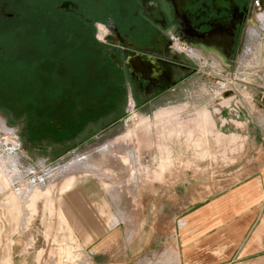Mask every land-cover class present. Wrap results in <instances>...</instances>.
Segmentation results:
<instances>
[{
	"label": "rangeland",
	"instance_id": "1",
	"mask_svg": "<svg viewBox=\"0 0 264 264\" xmlns=\"http://www.w3.org/2000/svg\"><path fill=\"white\" fill-rule=\"evenodd\" d=\"M50 7L49 0L22 2L17 32L6 23L0 41L6 49L0 52V264L22 260L33 237L42 254L55 249L63 259H82L84 247L60 206L75 189L100 193L122 226L139 231L144 242L152 234L159 241L173 235L176 242L182 224L218 216L201 214V207L249 201L243 190L264 170V137L255 139L249 128L264 123V21L251 24L231 63L192 54L198 72L157 105L132 103L129 91L118 113L107 114L115 105L110 101L95 113L100 120L83 127L67 117L62 125L41 117L37 128L53 131H35L58 141H33L24 120L35 108L38 77L17 71L38 62L47 70L56 61L53 44L67 36L63 29L77 26L72 16ZM73 59L59 61L69 65ZM90 99L97 104L95 96Z\"/></svg>",
	"mask_w": 264,
	"mask_h": 264
},
{
	"label": "flooded vegetation",
	"instance_id": "2",
	"mask_svg": "<svg viewBox=\"0 0 264 264\" xmlns=\"http://www.w3.org/2000/svg\"><path fill=\"white\" fill-rule=\"evenodd\" d=\"M49 1L50 10L53 8L72 16L77 22L73 29L69 26L63 29L71 37L67 38L74 53L71 56L79 57L76 54L79 52L77 41L72 39L78 37V26L84 25L94 33L100 44V54L108 60L109 69H112L108 74L113 76L116 67L123 75L120 84L127 99L117 102L115 113L128 104L129 91L132 103L136 102L143 108L157 105L163 94L198 72L191 61L194 53L201 54L199 59L207 62L213 56L209 54H215L223 63H231L245 44L246 36L251 33V24L258 23L257 13L264 11V0ZM22 2L26 0H0V41L5 34L6 23L12 26L9 32H17ZM41 14L45 24V13L41 11ZM98 21H102L108 30L104 40L97 36ZM263 21L256 27H261ZM63 38L58 40L61 45ZM59 48L62 49V46ZM5 50L0 45V52ZM16 55L12 60L18 58ZM71 56L54 59L59 61ZM95 59L94 53L93 70L97 66ZM146 62L152 63L151 72L139 70ZM31 66L26 63L21 69ZM48 101L51 102L50 98ZM26 123L24 129L28 128Z\"/></svg>",
	"mask_w": 264,
	"mask_h": 264
},
{
	"label": "crops",
	"instance_id": "3",
	"mask_svg": "<svg viewBox=\"0 0 264 264\" xmlns=\"http://www.w3.org/2000/svg\"><path fill=\"white\" fill-rule=\"evenodd\" d=\"M249 128L255 139H263L264 123L254 122ZM261 173L243 190L250 197L247 203L199 208L201 214L211 210L218 216L182 224L176 242L173 235L159 241L153 234L144 242L139 231L122 226L100 193L75 189L60 206L86 255L70 260L55 249L42 254L32 236L27 239L28 252L14 264H264V170Z\"/></svg>",
	"mask_w": 264,
	"mask_h": 264
},
{
	"label": "trees",
	"instance_id": "4",
	"mask_svg": "<svg viewBox=\"0 0 264 264\" xmlns=\"http://www.w3.org/2000/svg\"><path fill=\"white\" fill-rule=\"evenodd\" d=\"M77 31L78 37H75L72 41H77L76 44L79 52L76 54H78L79 57L71 56L74 53L72 52V47L69 46L70 43H68L67 38L71 37L68 35L67 37L63 36L62 45L60 44V46H58L53 44L56 49L53 51L52 55L54 54L55 57L70 55L74 58L68 61L69 65L64 64L66 61L49 60L52 65L47 70L43 67V63L40 64V62H38V64H33L31 67H28V69L24 67L18 71V74H24L25 71L30 72L31 70L34 76L38 77L35 78L37 91H35L36 94L32 100L35 108L26 117L27 129L28 131L30 130V134L34 136L31 137L33 141H41L47 137L52 138L53 142L58 141L56 138L44 134L46 130L48 134H50L49 130H52L54 127L45 125L44 127L37 128L41 117L47 122L52 118L54 123L57 122L61 125L64 124L63 120L67 117L74 122H82L83 124L81 127H83L89 122L100 120L102 116L100 115L99 118L95 117V113H100L102 107L107 110L109 106L107 103L110 101L112 102H110L111 104L115 105L113 108L111 106L107 114L116 109L117 102L120 99H127V94L123 91L120 84L123 75L116 67L113 70V76L108 74L109 70L112 69H109L108 60L104 59L100 54V44L98 40L95 39L94 33L87 30L84 25H79ZM61 46L62 49L59 48ZM94 53L96 57L95 60H97L95 70L92 68V63L94 62L92 60V55ZM86 55H89V58H87ZM93 96L97 99L96 105L92 104L94 100L91 101L90 99V97ZM49 98L51 102L48 101ZM40 125L43 124L40 122ZM35 129H42L44 133H42L41 130L37 132ZM73 139L75 138L71 137L69 140L63 142H68Z\"/></svg>",
	"mask_w": 264,
	"mask_h": 264
},
{
	"label": "built area",
	"instance_id": "5",
	"mask_svg": "<svg viewBox=\"0 0 264 264\" xmlns=\"http://www.w3.org/2000/svg\"><path fill=\"white\" fill-rule=\"evenodd\" d=\"M97 23H99L100 27H97ZM96 30H98V32H97L98 38L100 40H104L107 36V33H108L106 26L103 23L98 21V22H96ZM262 96H264V95H262Z\"/></svg>",
	"mask_w": 264,
	"mask_h": 264
},
{
	"label": "water",
	"instance_id": "6",
	"mask_svg": "<svg viewBox=\"0 0 264 264\" xmlns=\"http://www.w3.org/2000/svg\"><path fill=\"white\" fill-rule=\"evenodd\" d=\"M151 66H152V63H151V62H146V63L144 64L143 68H140L139 70H140L141 72H143V71L151 72V71H150ZM152 67H153V66H152ZM225 96H226V97L229 96V93L227 92V93L225 94Z\"/></svg>",
	"mask_w": 264,
	"mask_h": 264
},
{
	"label": "bare ground",
	"instance_id": "7",
	"mask_svg": "<svg viewBox=\"0 0 264 264\" xmlns=\"http://www.w3.org/2000/svg\"><path fill=\"white\" fill-rule=\"evenodd\" d=\"M257 18H258V25H260V23L262 22V19L264 18V11L257 13ZM258 25H254V26H258Z\"/></svg>",
	"mask_w": 264,
	"mask_h": 264
},
{
	"label": "clouds",
	"instance_id": "8",
	"mask_svg": "<svg viewBox=\"0 0 264 264\" xmlns=\"http://www.w3.org/2000/svg\"><path fill=\"white\" fill-rule=\"evenodd\" d=\"M97 27H100L99 23H97Z\"/></svg>",
	"mask_w": 264,
	"mask_h": 264
}]
</instances>
